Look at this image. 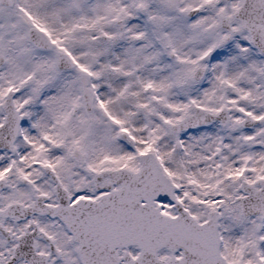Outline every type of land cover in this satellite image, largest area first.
Listing matches in <instances>:
<instances>
[{
	"label": "snow or ice",
	"instance_id": "6c2138e0",
	"mask_svg": "<svg viewBox=\"0 0 264 264\" xmlns=\"http://www.w3.org/2000/svg\"><path fill=\"white\" fill-rule=\"evenodd\" d=\"M0 264H264V0H0Z\"/></svg>",
	"mask_w": 264,
	"mask_h": 264
}]
</instances>
